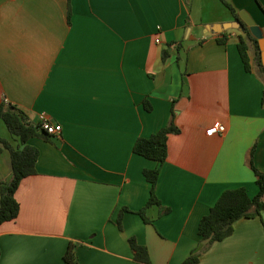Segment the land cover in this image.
<instances>
[{"label":"crops","instance_id":"1","mask_svg":"<svg viewBox=\"0 0 264 264\" xmlns=\"http://www.w3.org/2000/svg\"><path fill=\"white\" fill-rule=\"evenodd\" d=\"M226 1L241 20L248 12L264 37V0ZM70 5L0 0V104L17 105L35 124L43 113L62 124L61 133L29 141L40 150L38 172L16 191L17 217L0 225V264H69L71 241L79 243L80 264H142L132 236L151 264H181L199 243L201 217L224 190L258 192L248 163L253 149L264 170V76L255 47L249 45L247 70L244 31L217 30L237 20L223 0ZM173 104L181 131L170 134L167 159L159 164L134 152L138 137L167 124ZM218 122L226 130L208 135ZM3 128L0 136L11 140ZM0 147L1 181L12 176V161ZM157 166L162 204L146 209L148 222L137 211L151 193L144 169ZM123 207L130 210L120 228ZM197 264H264V210L236 220Z\"/></svg>","mask_w":264,"mask_h":264},{"label":"trees","instance_id":"2","mask_svg":"<svg viewBox=\"0 0 264 264\" xmlns=\"http://www.w3.org/2000/svg\"><path fill=\"white\" fill-rule=\"evenodd\" d=\"M234 12L238 20L239 15L235 7L223 0ZM71 0H69V8ZM69 11V15H70ZM218 41L226 43L228 37L226 33H221ZM249 45L255 47L256 64L259 72L264 76V65L262 63L261 49L257 38H255L249 27L244 24V32L240 36L239 48L247 70L252 69L249 56ZM168 55V49H164V57ZM144 105L148 110L152 106L148 99L144 100ZM0 119L4 122L11 134V140L0 136V143L10 150L12 161V176L9 179L0 181V225L17 217L20 210V203L16 198V191L21 181L32 174H36L37 162L40 155L38 147L29 141L32 137L49 138L53 134L49 133L42 123L35 124L30 119L27 112L12 103L2 102L0 104ZM180 127L176 123V109L173 104L172 113L166 125L149 136H140L134 144V152L146 158L152 159L162 164L168 157V139L170 134L179 133ZM2 147H0V153ZM248 163L254 170L258 192L251 196L245 186L229 188L222 192L210 211L203 215L199 222L200 240L198 245L192 250L190 255L181 264H197L201 255L216 241L223 240L232 234L234 222L242 217H256L264 210V170L256 168L253 161V149L249 152ZM160 174V166L144 169V175L151 185V193L145 206L137 211L146 221V209L154 204L161 205V200L156 194V185ZM128 207H123L118 216V225H122V216ZM165 212L169 208H164ZM134 259L142 264H151L150 255L145 245L138 242L135 236L129 239ZM78 242L71 241L64 255L69 264H80L76 253ZM1 256V250H0Z\"/></svg>","mask_w":264,"mask_h":264},{"label":"water","instance_id":"3","mask_svg":"<svg viewBox=\"0 0 264 264\" xmlns=\"http://www.w3.org/2000/svg\"><path fill=\"white\" fill-rule=\"evenodd\" d=\"M240 15L242 20L249 26L251 33L259 39L262 63L264 65V37L262 35L261 28L256 24L255 20L250 16L248 12H242ZM242 20L238 19L235 22L220 25L218 26L217 30L221 32L223 29L228 27H239L242 31H244V23Z\"/></svg>","mask_w":264,"mask_h":264},{"label":"built area","instance_id":"4","mask_svg":"<svg viewBox=\"0 0 264 264\" xmlns=\"http://www.w3.org/2000/svg\"><path fill=\"white\" fill-rule=\"evenodd\" d=\"M157 42H160V38L156 39ZM43 127L51 134H59L62 132V124L58 122L52 121V116L49 113H43L42 121ZM226 130V126L223 123H216L210 128L206 130L208 135H212L218 132H224Z\"/></svg>","mask_w":264,"mask_h":264},{"label":"rangeland","instance_id":"5","mask_svg":"<svg viewBox=\"0 0 264 264\" xmlns=\"http://www.w3.org/2000/svg\"><path fill=\"white\" fill-rule=\"evenodd\" d=\"M6 127L3 123V121L0 119V133L2 132V130L4 129L3 127ZM3 128V129H2ZM2 135V134H1ZM4 136V135H3Z\"/></svg>","mask_w":264,"mask_h":264}]
</instances>
